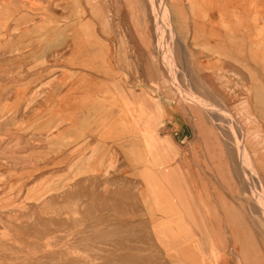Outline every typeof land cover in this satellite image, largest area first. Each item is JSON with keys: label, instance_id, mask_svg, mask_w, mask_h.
<instances>
[{"label": "rangeland", "instance_id": "obj_1", "mask_svg": "<svg viewBox=\"0 0 264 264\" xmlns=\"http://www.w3.org/2000/svg\"><path fill=\"white\" fill-rule=\"evenodd\" d=\"M165 3L0 0V264H248L228 243L192 241L190 195L161 187L160 155L177 152L155 95L199 108L179 139L205 138V158L240 173L225 200L258 222L264 260V0ZM210 25L260 28L241 32L236 113L187 88L188 75L211 91L195 43Z\"/></svg>", "mask_w": 264, "mask_h": 264}, {"label": "crops", "instance_id": "obj_2", "mask_svg": "<svg viewBox=\"0 0 264 264\" xmlns=\"http://www.w3.org/2000/svg\"><path fill=\"white\" fill-rule=\"evenodd\" d=\"M248 27L210 25L197 28L195 43L198 48L200 47L199 49H205L206 52L202 54V57H199L201 62L198 64L203 66L204 71L208 65L214 67V69L210 68L213 71L208 74H199L203 81H207L206 77L209 78V89H211L209 93H205L202 85L194 84V77L190 79L187 75L186 81L192 82L187 87L191 90L192 97H195L201 103L210 104L220 111H223L222 106H230L229 110L231 112H239L237 111L241 104L239 87L242 80L239 67L242 65V49H247L243 48L241 32L244 29L245 33H252V27ZM253 28H255L254 33L257 32L256 29L260 30L259 27ZM227 29H230L228 31L229 34ZM261 29L263 30V27ZM195 39L192 38V41H195ZM194 41L192 42L193 46L195 45ZM221 45L223 46L221 47ZM225 80L229 81L228 88ZM155 93L158 92L156 91ZM154 97L156 100L154 112L160 113L159 130H168L170 132L166 136V140L169 141L170 139L173 142L177 152V155L175 157L171 155L170 159L160 155V161L163 162L164 159V162H170L171 164L169 165L170 169L160 168L159 170L160 177H165L163 182L160 180L161 183H165V186L161 185V187L165 188L164 192L166 193L181 192V194L190 195V204L187 203L190 210L186 212V217L188 221H191L188 222V225L192 228V235H196L192 237V241L202 240L228 243V246H233L236 250H239L241 256L246 259L248 264H264V260L260 259L259 254L261 251L259 241L262 239L259 238L261 234L257 228L259 226L258 222L254 223L252 219L244 218L240 212L241 205H232L231 202H226L225 200L224 195L226 193H240V185L237 181V177L240 178V173L237 176L235 172H231L228 175L223 169L224 160L214 159V154H212L214 149L210 151V155L212 154L210 156L211 159L205 158V151L207 150V148L205 149L207 145L205 138L193 137L188 139L185 137L184 145L182 140L180 141L179 139V135L184 132L194 131L196 133L200 119L205 120L203 117L197 118L194 116L193 112H198L199 108H196L190 102H187L184 107L179 100L172 99L169 102H165L162 101L161 96L156 97L155 95ZM213 112H215V109L210 111V113ZM136 113L138 114L139 122L143 124V126L139 125L138 128H146L144 112L138 107ZM210 148L212 146L208 147V155ZM182 152L184 154H181ZM209 161L212 162L214 168L208 165ZM155 177L158 179V175ZM226 179H229L228 185ZM204 194L214 196L211 201H205L199 196ZM194 195L197 196L195 197ZM215 195L222 196L217 198ZM202 204L205 207H202ZM198 235H202V237L198 238ZM223 249H225V246ZM246 250H249L250 258H248V255L245 256L244 251ZM218 256L225 257L221 253Z\"/></svg>", "mask_w": 264, "mask_h": 264}, {"label": "bare ground", "instance_id": "obj_3", "mask_svg": "<svg viewBox=\"0 0 264 264\" xmlns=\"http://www.w3.org/2000/svg\"><path fill=\"white\" fill-rule=\"evenodd\" d=\"M220 4V3H219ZM162 7H163V9L165 10V12L166 11H168V8H167V6H166V3H165V0H162ZM193 8L195 9V5L193 4ZM232 11V10H231ZM170 12V11H169ZM168 12V13H169ZM165 14V13H164ZM166 14H167V12H166ZM200 16H202V15H200ZM170 24V23H169ZM249 27H251V26H249ZM248 27V28H249ZM171 28V27H170ZM230 30V29H229ZM228 29H227V32L229 31ZM253 30V29H252ZM226 31V30H225ZM231 32H232V30H231ZM254 32V31H253ZM228 34H229V32H228ZM237 34V33H236ZM234 35V34H233ZM235 39V38H234ZM93 46V45H92ZM97 46V45H96ZM100 46V45H99ZM223 45H221V47H222ZM101 47V46H100ZM218 47V46H217ZM97 48V47H96ZM219 48V47H218ZM98 49V48H97ZM92 50V49H91ZM217 50V49H216ZM219 50V49H218ZM94 51H95V48H94ZM221 51V50H220ZM219 51V52H220ZM215 52H217V51H215ZM168 54H169V52H168ZM102 55V54H101ZM99 57H103V55L102 56H99ZM101 60H102V58H101ZM83 63V62H82ZM105 63V62H104ZM103 63V64H104ZM106 64V63H105ZM80 65H81V63H80ZM168 65H170V64H168ZM88 67V66H87ZM93 67V66H92ZM98 67V66H97ZM95 69V68H94ZM84 70H87V68H84ZM89 70H90V68H89ZM95 71H98V70H96L95 69ZM106 72H107V70H106ZM85 73V72H84ZM87 73V72H86ZM88 74V73H87ZM91 74H93V73H91ZM108 75V74H107ZM90 86V85H89ZM82 90V89H81ZM84 90V89H83ZM86 101V100H85ZM94 103V102H93ZM134 128V127H133ZM202 218V217H201ZM176 220V219H175ZM181 221V220H180ZM180 221H179V223H180ZM176 222H177V220H176ZM204 222V221H203ZM175 224H177V223H175ZM192 224V223H191ZM194 224V223H193ZM193 226V225H192ZM181 229V228H180ZM187 237V236H186ZM188 238V237H187ZM190 238H192V237H190ZM197 240V239H196ZM248 252H249V250H246V251H244V253H245V256H247L248 255V258H250L251 256H249V254H248ZM262 264V263H261Z\"/></svg>", "mask_w": 264, "mask_h": 264}]
</instances>
